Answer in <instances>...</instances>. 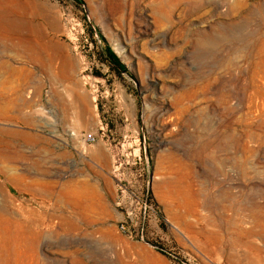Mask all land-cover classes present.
<instances>
[{"label": "rangeland", "instance_id": "rangeland-1", "mask_svg": "<svg viewBox=\"0 0 264 264\" xmlns=\"http://www.w3.org/2000/svg\"><path fill=\"white\" fill-rule=\"evenodd\" d=\"M0 133L38 264H264V0H0Z\"/></svg>", "mask_w": 264, "mask_h": 264}, {"label": "bare ground", "instance_id": "bare-ground-1", "mask_svg": "<svg viewBox=\"0 0 264 264\" xmlns=\"http://www.w3.org/2000/svg\"><path fill=\"white\" fill-rule=\"evenodd\" d=\"M25 25H28V23ZM17 30H23V29L20 27ZM12 46L16 47V49L20 48L22 51H24L26 53H29V51H30L27 48V45L25 43H22V42H15L12 44ZM30 54H32V53H30ZM2 160L8 161V162L13 161V160H15V155L9 154L8 152L7 153H1V151H0V162ZM23 181H24V176L21 173H17L14 169L11 170V172H5L2 168H0V191H3L4 190L3 188L6 185H11L13 187H17L18 185L22 184ZM28 194H30V193H28ZM65 194H66L67 199L70 200L72 203H76V204L82 203V199L78 195L76 190L72 189V190L66 191ZM33 211L34 210H32V212ZM10 214L11 213L8 212L6 209L0 207V255H1L0 256V258H1L0 264H38L39 260L37 261V258L39 259V257H37L38 256L37 250H38V246H39L38 242L40 239L39 231L38 232L35 231V229H33L31 227L32 225L28 224L27 221L24 223L23 221L12 217V215H10ZM39 219H40V217H39ZM54 220H55V218H54ZM53 222H55V221H53ZM46 223L47 222H45V224ZM65 223L66 222L63 221V218L60 217V224L67 227V229L68 228L74 229V225L72 223H67V224H65ZM62 231H63V229H62ZM46 238H48V237H46ZM68 239H69V236H68ZM67 242H69V240ZM46 244H47V242H46ZM43 260H44V263L47 262V259L45 257Z\"/></svg>", "mask_w": 264, "mask_h": 264}, {"label": "built area", "instance_id": "built-area-1", "mask_svg": "<svg viewBox=\"0 0 264 264\" xmlns=\"http://www.w3.org/2000/svg\"><path fill=\"white\" fill-rule=\"evenodd\" d=\"M85 140L88 141V142H92L94 140V137L91 133H87L85 136H84ZM132 213L129 212L127 213V216L132 219V216H130ZM140 220V219H139ZM142 222V221H141ZM141 224H138V223H134V224H125V223H121L120 225V228L123 232L129 234V235H139L141 236Z\"/></svg>", "mask_w": 264, "mask_h": 264}, {"label": "trees", "instance_id": "trees-1", "mask_svg": "<svg viewBox=\"0 0 264 264\" xmlns=\"http://www.w3.org/2000/svg\"><path fill=\"white\" fill-rule=\"evenodd\" d=\"M105 58L108 59L109 63L119 70H124V65L119 61L116 54L109 48H105Z\"/></svg>", "mask_w": 264, "mask_h": 264}, {"label": "crops", "instance_id": "crops-1", "mask_svg": "<svg viewBox=\"0 0 264 264\" xmlns=\"http://www.w3.org/2000/svg\"><path fill=\"white\" fill-rule=\"evenodd\" d=\"M82 95H84V93H82ZM84 96H85L84 99H88L87 95H84Z\"/></svg>", "mask_w": 264, "mask_h": 264}]
</instances>
